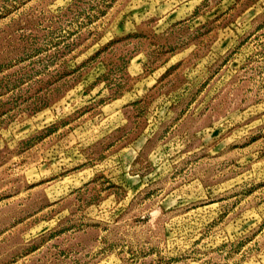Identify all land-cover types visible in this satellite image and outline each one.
<instances>
[{
    "label": "rangeland",
    "instance_id": "obj_1",
    "mask_svg": "<svg viewBox=\"0 0 264 264\" xmlns=\"http://www.w3.org/2000/svg\"><path fill=\"white\" fill-rule=\"evenodd\" d=\"M0 264H264V0H0Z\"/></svg>",
    "mask_w": 264,
    "mask_h": 264
}]
</instances>
